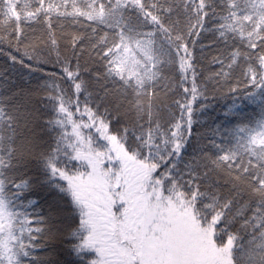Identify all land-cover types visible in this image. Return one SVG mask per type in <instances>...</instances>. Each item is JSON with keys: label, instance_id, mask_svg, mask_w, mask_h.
Here are the masks:
<instances>
[{"label": "snow or ice", "instance_id": "1", "mask_svg": "<svg viewBox=\"0 0 264 264\" xmlns=\"http://www.w3.org/2000/svg\"><path fill=\"white\" fill-rule=\"evenodd\" d=\"M0 57V264H264V0H0Z\"/></svg>", "mask_w": 264, "mask_h": 264}, {"label": "trees", "instance_id": "2", "mask_svg": "<svg viewBox=\"0 0 264 264\" xmlns=\"http://www.w3.org/2000/svg\"><path fill=\"white\" fill-rule=\"evenodd\" d=\"M202 43H207V41H201ZM2 57H0V62H2ZM216 65H210L209 66V71H214L216 69ZM210 91L208 92V100L207 101H203V98H199L201 99L202 102L209 104V107L207 108V110L203 113V125L204 127H208L210 125L213 124V118H215L216 120H221L223 119V112H224V108L225 106L231 102V98L230 97H221L219 95V93H216L215 97H213V94L211 92V89L214 87V85H212L211 83H209L208 85ZM237 103L239 104L240 101L237 100ZM245 105H247V101L244 102ZM194 107H199L198 104L194 105ZM246 111L248 110H255V106L252 105H247ZM196 129L203 131V128H201L199 125L195 126ZM43 195V194H42ZM36 199H40V197H35Z\"/></svg>", "mask_w": 264, "mask_h": 264}]
</instances>
